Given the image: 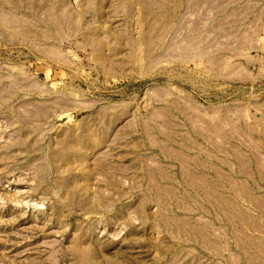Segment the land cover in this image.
<instances>
[{"label": "rangeland", "instance_id": "1", "mask_svg": "<svg viewBox=\"0 0 264 264\" xmlns=\"http://www.w3.org/2000/svg\"><path fill=\"white\" fill-rule=\"evenodd\" d=\"M0 264H264V0H0Z\"/></svg>", "mask_w": 264, "mask_h": 264}]
</instances>
